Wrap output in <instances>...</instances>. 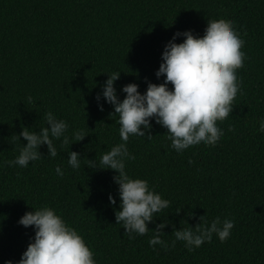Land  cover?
Segmentation results:
<instances>
[{
  "label": "trees",
  "instance_id": "obj_1",
  "mask_svg": "<svg viewBox=\"0 0 264 264\" xmlns=\"http://www.w3.org/2000/svg\"><path fill=\"white\" fill-rule=\"evenodd\" d=\"M221 20L233 23L246 55L236 72L240 91L233 111L217 122L224 135L215 147L201 144L182 155L155 120L151 139L147 133L130 136L127 147L135 159L126 161L129 176L147 180L171 205L148 224L147 234L130 239L115 220L116 173L85 164L121 143L113 106L101 99V111L96 96L116 71L121 100L123 85L137 83L143 93L148 81L162 83L155 73L173 34L191 30L202 38L209 21ZM48 112L68 123L70 143L54 140L56 157L41 145V159L26 168L8 166L27 143L17 135L24 127L39 132ZM261 118L264 0H0V264L20 260L34 228L18 220L45 206L77 230L96 264H264ZM75 132L87 135L73 142ZM70 151L82 158L78 170L68 164ZM109 194L116 197L115 206ZM216 217L234 221L225 242L214 234L194 251L183 242L171 247L173 232ZM160 223L166 225L160 238L170 245L167 252L148 243Z\"/></svg>",
  "mask_w": 264,
  "mask_h": 264
},
{
  "label": "clouds",
  "instance_id": "obj_2",
  "mask_svg": "<svg viewBox=\"0 0 264 264\" xmlns=\"http://www.w3.org/2000/svg\"><path fill=\"white\" fill-rule=\"evenodd\" d=\"M180 36L184 39L177 43ZM244 43L233 23L223 20L209 21L202 38L191 30H178L165 44L162 62L155 73L158 79L163 77L162 83L148 81L143 93L138 90L137 83L123 85L121 91L126 95L122 100L115 87L120 71L109 74L102 85L96 96L98 107L104 110L101 99L113 106V115L118 116L121 143L103 153L98 161L87 159L85 164L92 169L114 170L116 173L113 181L118 185L119 210L114 208L115 220L116 224H122L130 239L147 234L150 230L148 224L171 208L147 180L129 176L126 161L135 159L127 147L130 136L145 137L147 133V139H151V121L155 120L168 130L167 139L177 155L201 144L215 147L224 135L217 122L226 120L232 113L240 91L236 72L244 66L246 59L241 51ZM31 99L28 98L29 102ZM45 120L46 126L39 132L24 127L17 135L19 140L23 137L27 143L22 144L14 160L6 162L8 166L26 168L30 162L41 159V145H47L48 155L56 157L54 140L62 138V144L70 143L66 135L69 125L65 120L57 119L52 112L45 114ZM257 131L264 133V118L259 120ZM86 135L75 132L73 142L83 140ZM67 159L73 170L81 167L82 158L78 152L70 151ZM188 163L191 165L192 161ZM56 174L64 175L60 166L56 167ZM109 202L115 206L116 197L109 194ZM179 211L177 208V214ZM18 223L25 228L33 227L34 238L15 264H96L83 237L53 208L45 206L25 212ZM165 227L164 223L156 225L148 243L153 248L160 245L167 252L170 245L160 238ZM233 227V220L221 221L220 217L210 224L199 222L195 227L173 232L171 247L176 242H183L189 251H194L205 242L210 243L214 234L223 243L230 237ZM5 264H13V261L7 260Z\"/></svg>",
  "mask_w": 264,
  "mask_h": 264
}]
</instances>
